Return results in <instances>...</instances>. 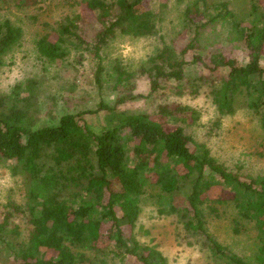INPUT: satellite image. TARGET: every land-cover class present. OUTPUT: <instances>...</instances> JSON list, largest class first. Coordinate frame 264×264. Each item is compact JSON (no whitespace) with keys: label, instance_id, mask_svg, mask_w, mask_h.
<instances>
[{"label":"trees","instance_id":"16d2710c","mask_svg":"<svg viewBox=\"0 0 264 264\" xmlns=\"http://www.w3.org/2000/svg\"><path fill=\"white\" fill-rule=\"evenodd\" d=\"M42 1L0 0V68L23 32L6 13ZM145 1L80 0L100 25L92 39L83 37V19L72 13L55 27L46 23L50 32L35 41L38 54L51 64H65L71 49L88 51L96 59V84L101 86L106 77L116 92L113 102H101L95 110L105 113L99 130L82 116L90 110L66 112L55 125H40L35 111L41 90L35 80L0 94V160L13 162L26 191L23 201L3 204L0 248L9 257L7 264H115L116 258L123 264H129L128 258L132 264H167L155 244L135 237L140 202L152 186L168 195L187 190L185 206L173 208L175 219L213 259L264 264V175L243 176L219 162L205 142L195 141L181 123L196 121L200 111L187 103L154 101L146 110L121 108L137 97L136 77L120 60L106 64L104 48L117 33L141 38L158 32L159 12L140 10ZM183 18L189 38L185 44L175 48L163 40L141 69L151 91L161 85L156 78L172 80L179 95L204 94L221 116L233 114L242 99L256 116L264 147V0H249L242 16L228 0H196ZM220 25L233 33L243 61L224 54L214 40L200 44L209 26ZM189 64L199 73L186 76ZM213 73L221 76L212 78ZM212 221L227 222L236 235L248 233L252 259L227 251L207 230Z\"/></svg>","mask_w":264,"mask_h":264},{"label":"rangeland","instance_id":"374dc122","mask_svg":"<svg viewBox=\"0 0 264 264\" xmlns=\"http://www.w3.org/2000/svg\"><path fill=\"white\" fill-rule=\"evenodd\" d=\"M196 0H147L140 7L145 10L150 7L159 12L157 21L158 32L155 35L131 38L117 33L104 48L109 60H116L134 71L136 77L135 94L137 97L125 103L121 108L146 110L152 103L159 101H181L200 111L199 119L191 122L185 119V131L195 141L205 142L212 155L225 166L243 176L264 175V147L261 138L263 132L259 129L256 116L245 107L240 99L233 114L221 116L204 94L193 98L189 92L180 94L173 90L174 82L156 78L161 84L151 91L152 84L142 68L148 66V60L161 47L164 40L177 48L189 39L184 33V11ZM221 0H207L214 3ZM230 7L239 12L240 16L249 9V0H228ZM79 13L83 19L81 34L85 39H92L99 31L100 25L94 20L93 13L80 5V0H43L36 7L26 11L7 12L6 16L23 28L19 44L6 56L5 65L0 68V94L8 93L15 84L24 85L27 80H35L40 88L35 111L40 125H55L59 117L66 112L90 110L82 116L93 129L99 130L104 121V111H95L99 103H111L116 92L106 77L101 86L94 79L96 59L88 51L72 50L67 56V62L49 63L37 52L35 41L41 34L50 32L45 27L63 19L65 15ZM5 15V14H4ZM61 19V20H62ZM53 35V34H52ZM54 35L51 37L53 40ZM233 33L225 26L208 27L201 36L200 44L216 41L215 47L238 61H243L241 48L232 42ZM211 48V45L208 49ZM82 55V57H80ZM190 53L186 59L190 60ZM264 66V50L261 57ZM200 68L186 66V76H194ZM220 73H213L212 78H219ZM155 78V77H153ZM169 123V122H167ZM170 124V123H169ZM130 150V149H129ZM130 154H132L130 152ZM154 178V177H153ZM23 177L14 172L13 162L0 160V219L3 204L8 200L21 202L26 191ZM216 192L223 194L220 187ZM187 190L181 189L172 194L161 192L152 186L145 192L140 202V215L135 228V237L141 243L156 245L166 259L167 264H221L213 259L208 248L199 245L196 239L188 234L185 227L179 225L175 218L177 212L173 208L185 206ZM23 199V200H22ZM181 209V208H177ZM174 218V219H173ZM207 230L227 251L244 258H251L254 251L252 238L248 233L234 234L227 222L212 221ZM1 245V243H0ZM7 253L0 248V264H7ZM127 263L133 260L128 258ZM115 264H123L118 258Z\"/></svg>","mask_w":264,"mask_h":264}]
</instances>
